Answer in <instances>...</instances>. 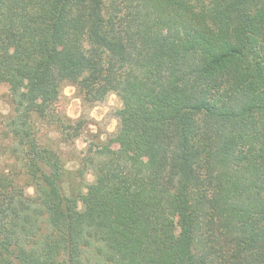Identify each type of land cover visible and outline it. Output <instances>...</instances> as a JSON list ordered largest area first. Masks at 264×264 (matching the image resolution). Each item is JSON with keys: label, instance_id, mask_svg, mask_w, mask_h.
I'll list each match as a JSON object with an SVG mask.
<instances>
[{"label": "trees", "instance_id": "16d2710c", "mask_svg": "<svg viewBox=\"0 0 264 264\" xmlns=\"http://www.w3.org/2000/svg\"><path fill=\"white\" fill-rule=\"evenodd\" d=\"M112 3L0 0V73L29 68L44 110L65 81L122 100L121 153L89 158L96 179L79 197L39 145L27 94L14 100L0 264H264V0ZM178 203L174 236L161 215Z\"/></svg>", "mask_w": 264, "mask_h": 264}, {"label": "rangeland", "instance_id": "374dc122", "mask_svg": "<svg viewBox=\"0 0 264 264\" xmlns=\"http://www.w3.org/2000/svg\"><path fill=\"white\" fill-rule=\"evenodd\" d=\"M105 1L110 9L112 0ZM67 47L68 42L62 38L54 42L53 50L64 54ZM263 47H259L260 53ZM20 53V47L11 51L14 58ZM28 72L29 68L19 67L12 73H0V168L7 170L15 163L14 159H7V154L4 156V148L11 146V139L6 137L7 121L14 112V100L24 92L39 145L61 158L67 171L64 192L69 197H79L96 179L89 158L97 156L100 151L105 156L121 153V147L114 141L120 126L118 111L122 108V100L116 93H110L105 99L94 101L80 91L78 83L65 81L60 86L57 99L44 110L48 101L45 102L40 90L30 86ZM68 90H71L70 94ZM146 161V157L139 158L137 166L143 169ZM26 192L33 195L34 188L29 187ZM184 214L185 210L179 203L166 206L161 215L162 228L174 236L185 233L180 225Z\"/></svg>", "mask_w": 264, "mask_h": 264}, {"label": "clouds", "instance_id": "9594fccd", "mask_svg": "<svg viewBox=\"0 0 264 264\" xmlns=\"http://www.w3.org/2000/svg\"><path fill=\"white\" fill-rule=\"evenodd\" d=\"M71 90H68V94H70Z\"/></svg>", "mask_w": 264, "mask_h": 264}]
</instances>
